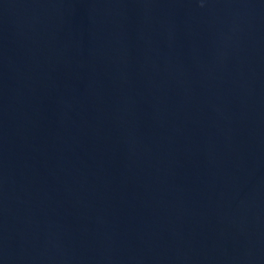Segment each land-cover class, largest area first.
Masks as SVG:
<instances>
[{
  "label": "water",
  "instance_id": "95a60500",
  "mask_svg": "<svg viewBox=\"0 0 264 264\" xmlns=\"http://www.w3.org/2000/svg\"><path fill=\"white\" fill-rule=\"evenodd\" d=\"M0 264H264V0H0Z\"/></svg>",
  "mask_w": 264,
  "mask_h": 264
}]
</instances>
